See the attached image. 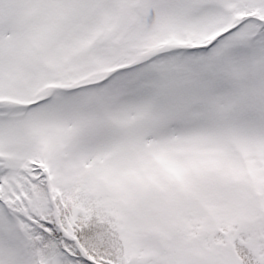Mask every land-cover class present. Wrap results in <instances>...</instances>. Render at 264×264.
Returning a JSON list of instances; mask_svg holds the SVG:
<instances>
[{"label":"snow or ice","instance_id":"obj_1","mask_svg":"<svg viewBox=\"0 0 264 264\" xmlns=\"http://www.w3.org/2000/svg\"><path fill=\"white\" fill-rule=\"evenodd\" d=\"M0 264H264V0H0Z\"/></svg>","mask_w":264,"mask_h":264}]
</instances>
